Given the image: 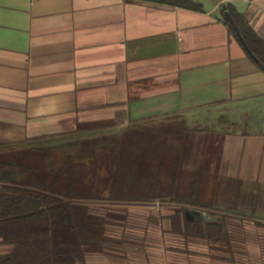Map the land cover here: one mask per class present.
I'll list each match as a JSON object with an SVG mask.
<instances>
[{
    "label": "crops",
    "instance_id": "crops-1",
    "mask_svg": "<svg viewBox=\"0 0 264 264\" xmlns=\"http://www.w3.org/2000/svg\"><path fill=\"white\" fill-rule=\"evenodd\" d=\"M197 2L202 11L137 0H0V159L45 164L54 152L65 163L118 143L130 151L146 125H188L198 110L219 120L263 114L264 70L223 15L232 5L264 39V0ZM220 145L224 179L262 191L264 132L225 131ZM151 234L131 232L87 264H223L211 254L179 258ZM13 247L0 237V255Z\"/></svg>",
    "mask_w": 264,
    "mask_h": 264
},
{
    "label": "trees",
    "instance_id": "trees-1",
    "mask_svg": "<svg viewBox=\"0 0 264 264\" xmlns=\"http://www.w3.org/2000/svg\"><path fill=\"white\" fill-rule=\"evenodd\" d=\"M137 1L197 11L203 9V3L196 0ZM227 11L231 18L224 14L225 24L257 66L264 70V39L232 5ZM182 132L177 138L168 130L159 138L146 137L149 145L161 144L160 154L157 152L156 160H152L155 170L151 168L148 172L145 147L141 144L145 143V137L130 144V151L121 143V152L104 169L98 164L100 155H94L93 149L79 159L68 156L65 163L59 161L54 152L46 157L45 164L38 158L33 164L0 159V237L4 242L14 244L10 254L0 255V264H87L94 253L109 251L115 245L128 242L124 235L109 233L110 225L124 224V220L101 212L103 204H151L150 201L155 199L169 200L174 206V214L167 217L173 233L184 235L188 242L199 239L209 245H220L229 253V258L224 261L240 263L243 257L239 250L248 251L250 242L245 228L249 219L245 217L248 214L245 215L247 207L244 206L251 203V216L264 218L257 214L259 207L264 209V192L243 194L238 182L230 191L229 181L220 182L217 174L211 177L212 166H205L206 157L214 161L213 156L196 149L189 150V143H202L199 138L202 139L204 131L194 125L191 129L183 126ZM196 138L198 143L191 142ZM209 139H204L202 144ZM191 154L200 164L193 170L184 166L193 161ZM220 156L219 153L214 161L217 165ZM169 161L172 162L170 166ZM81 167L85 168V174L80 172ZM101 170H104L103 174ZM160 170L167 172L168 181L164 178L167 183L164 186L161 185L164 179L159 175ZM203 175L211 177L213 184L203 182ZM208 187L211 196L207 199L203 195ZM189 209L214 213L218 219L210 222L198 217L192 220L193 217L183 216L182 219V214L188 213Z\"/></svg>",
    "mask_w": 264,
    "mask_h": 264
},
{
    "label": "rangeland",
    "instance_id": "rangeland-1",
    "mask_svg": "<svg viewBox=\"0 0 264 264\" xmlns=\"http://www.w3.org/2000/svg\"><path fill=\"white\" fill-rule=\"evenodd\" d=\"M208 109L211 111L209 112V114H212V116L214 114L216 115L218 112L217 109L214 107H210ZM206 110L196 111L192 115L191 124L189 123L188 125L185 124V122H183L184 119H178V120L171 121L170 124H164V126L163 125L159 126L158 124H149L143 128V134H144L143 137H145L144 138L145 143L144 144L141 143V144L143 145V147H145L144 148L145 161L149 164V166L146 168L147 172L151 170L152 160L154 159L156 160V157L158 156L156 155L157 152H159L160 154V151H161L160 143H155L156 144L155 146H153V144L149 145L147 143L148 140H145V139L146 137H148V135L154 136V137L157 136V138H159V135H163L164 134L163 132L168 130L170 133H173V135H175V137L177 138L178 134L183 133L182 132L183 126L185 128L188 126L190 127L189 129H191V127L194 125H196V127H198L201 130L202 129L205 130L206 127L210 129L218 130V134H216L217 138L211 135L210 136L211 138L209 139L210 141L207 140L208 141V142L206 141L207 143L202 144L204 142V139H206L205 137H202V139L199 138L200 142L202 140V143H200L199 145L195 143L188 144L189 150H191V152L196 149L199 152L201 151V152H204L205 154L207 153L209 155L211 154V156H213L212 158L215 161L217 156L222 150V145H220L221 133L225 131L226 132L227 131H230V132H240V131L264 132V113L263 114H249V115L220 116V120H219V117H206L207 114H205L204 112ZM187 134L190 135V137L192 136L190 132H188ZM199 139L196 138L195 140L191 142L195 141L196 143H198L196 140H199ZM166 145H167V142H166ZM120 147H121L120 143L114 144V146L111 147L112 149H109L108 151L106 150L105 152H103V154L98 159L100 160V162L98 163L99 166H101L104 169L106 164L107 165L112 164L113 162L112 160L114 159V157L117 158V155H119V152H121L120 150H122L120 149ZM191 155L192 157L190 158L195 157L193 154ZM195 160L196 159L193 158V161H188L184 166L190 170H193L194 167H196L199 164V163H196L199 160H196V161ZM206 160L207 162L205 163V166L206 165L209 167L212 166L210 168V170L212 171L211 177L214 178V176L217 174V177L219 178L220 182H223L224 180L226 181L227 179H224V173H221L219 169V164L217 165V163H214V161L211 160L210 157H208V159L206 157ZM211 161L213 162L211 163ZM170 163L172 164V162L169 161L168 166L171 165ZM85 164L87 166L89 165V163L88 164L85 163ZM152 170H155V169L152 168ZM84 171H85V168L81 167L80 172L82 174H85L83 173ZM160 171H159V175L161 176V178L162 179L166 178V180L168 181L167 179L168 177H166V174H167L166 170L161 171V172ZM101 172L103 174L104 170H101ZM203 176L205 177V175ZM211 177L210 178L205 177V179H202V180L203 182H206V184H208L209 182L213 184ZM166 180L164 179L161 185L163 186L166 185L167 184ZM228 183H229L230 191L236 188L234 186L237 183L233 182L232 179H229ZM238 185H240L243 194L252 193V192H256L258 194L259 192L261 193V190H260L261 188L257 187L256 185L255 186L253 184L244 185L243 183H239ZM209 187L206 188L207 193L205 192V194L203 195V196L206 195L207 199L211 196V191ZM211 189H214V188L212 187ZM262 192H264V189L262 190ZM168 201L169 200L165 201L161 199H155V200L150 201L151 204L109 203V204H103L101 206L102 207L101 209H103L101 210V212L103 213L107 212L108 214H112L113 218L118 219V220L122 219L125 221V222L123 221L124 224L120 222L119 224L110 225V227L108 228L109 233H113L115 235H120V236H123V235L125 236V235H129L131 232L133 233L139 230H142V232L143 231L151 232L152 234L150 235V237L154 243L162 241L164 246H168L170 247V249L172 248L174 254H178L179 258H182V259L191 258V257H195L196 255H201L203 258V256H207L208 254H211L213 255L214 259L216 258L215 259L216 261L219 260L218 262H223V264H230V261L228 260L224 262V258L226 257L229 258V253L225 251V249H223L222 246L217 245V244L216 246H213L212 244L209 245L207 244L206 241L199 240V239L188 242L187 239H185L184 235L173 233L172 228H171V222L169 221L170 219L169 220L167 219L166 222L160 221L158 219V217H161L163 215H165L167 218L169 215L174 214V211H175L174 206L170 204ZM250 206H251V203H248L246 206H244L245 208L247 207L246 208L247 213H245V215L248 214L247 215L248 217L247 216L245 217L249 219V221L247 222L245 226V228L248 230L247 237L250 241L248 243L249 244L248 251L244 249H240L239 252L242 254L241 257L249 260L248 262L249 264H256L255 261L258 260L256 259V257H258L257 255L264 256V249H263L264 247L261 246V243L264 242V218L258 217V216H251ZM258 209L260 211L257 214L260 216L264 215L263 207L261 206ZM187 211L188 213H190V217H193L194 219H196V216L193 215L195 212L193 209H189ZM232 212L237 213L234 211ZM240 212H242V210H240ZM186 213L187 212L182 214V217H181L182 219H184L183 216L186 217ZM202 213H203V219H206V221L208 222L218 219V216L214 213H211V212L208 213V212H203V211ZM250 219L253 220V222L250 221ZM258 221H260L263 224L258 223ZM157 231H160L161 233H158ZM258 242H261V243L258 244ZM263 244L264 243H262V245ZM178 247L181 248L182 250L177 249Z\"/></svg>",
    "mask_w": 264,
    "mask_h": 264
},
{
    "label": "water",
    "instance_id": "water-1",
    "mask_svg": "<svg viewBox=\"0 0 264 264\" xmlns=\"http://www.w3.org/2000/svg\"><path fill=\"white\" fill-rule=\"evenodd\" d=\"M225 12H226V15L231 18V16L229 15L228 11L226 10ZM193 215L198 217V218H200V219L203 218L202 217V213L200 211H195ZM186 217H188V219H190V213H186ZM192 220H194V218H192Z\"/></svg>",
    "mask_w": 264,
    "mask_h": 264
}]
</instances>
